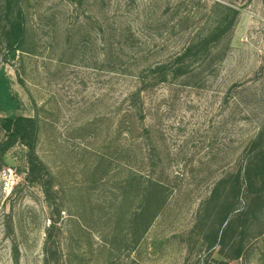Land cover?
Wrapping results in <instances>:
<instances>
[{
  "label": "rangeland",
  "instance_id": "rangeland-1",
  "mask_svg": "<svg viewBox=\"0 0 264 264\" xmlns=\"http://www.w3.org/2000/svg\"><path fill=\"white\" fill-rule=\"evenodd\" d=\"M214 1L186 3L169 47L138 61L114 22L168 20L175 3L164 16L157 0H0V72L22 102L0 112V144L3 117H34L45 166L30 178L26 146L0 148V264H264V0H219L233 28L188 72L155 64L204 33Z\"/></svg>",
  "mask_w": 264,
  "mask_h": 264
},
{
  "label": "trees",
  "instance_id": "trees-1",
  "mask_svg": "<svg viewBox=\"0 0 264 264\" xmlns=\"http://www.w3.org/2000/svg\"><path fill=\"white\" fill-rule=\"evenodd\" d=\"M11 1L16 4L17 0ZM157 1L160 4L159 10H164V16L171 12L172 6L175 3L176 9H174V11L176 14L174 18L162 20L164 19V17H162L155 23H146L139 27L127 25L123 28L121 22H114L115 28L113 27V32L117 31L123 34L122 38L124 42H119V49L122 55L123 50L127 51L129 49L130 53H132V58L136 60L134 57L135 55L137 56V60L140 61L141 59H147V55H151L155 50L168 48L169 45H167V43L169 41L167 38H170L169 34L171 32L175 33L178 29L182 30L183 25L193 17L191 16V12L180 14V10L186 3H194V0ZM232 7L233 6L223 4L219 0L214 1L213 6L207 11L204 33L191 35L189 41H186L178 51L172 53L169 59L161 61L160 63H155L158 69H163L162 67H173L174 69H179V71L188 72L196 64H201L203 60L211 54L212 43L221 42L233 28L235 16L230 19L231 14L228 11H234L235 13L237 10H234L235 8L233 7V9ZM177 14L179 15L178 18ZM22 17L20 9H18L15 14L12 12L9 15L11 19L9 21L11 28L9 31H7V29L5 30L7 50L12 57H16V53L20 50L24 37ZM117 24L120 27H117ZM154 65H150V68ZM143 72H146V69L143 70ZM164 73L167 77L168 73L166 71H164ZM143 74L144 73L141 74V78L144 77ZM21 108V99L12 91L9 77L5 72H0V112H12L20 110ZM1 122L2 128L7 133L6 140L0 144L2 153L6 152V150L16 142H20L25 145L28 150L30 178L37 172H42L45 166L37 155V142L39 136L37 120L34 117L25 116L23 114H10L3 117ZM260 150L262 159L264 160V149ZM255 158L256 156L250 155L247 166L245 167V173L241 175L243 176L242 183L246 185L247 193H250L254 185L251 171L252 166L255 164ZM237 257H241V252L238 253ZM198 264L225 263L224 261H211L210 259H206L198 262Z\"/></svg>",
  "mask_w": 264,
  "mask_h": 264
},
{
  "label": "built area",
  "instance_id": "built-area-1",
  "mask_svg": "<svg viewBox=\"0 0 264 264\" xmlns=\"http://www.w3.org/2000/svg\"><path fill=\"white\" fill-rule=\"evenodd\" d=\"M1 188L7 195H11L19 184L18 176L11 169L1 173Z\"/></svg>",
  "mask_w": 264,
  "mask_h": 264
}]
</instances>
